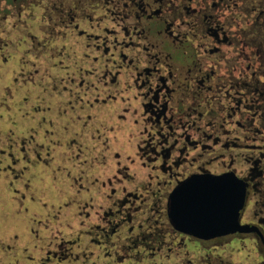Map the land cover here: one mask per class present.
<instances>
[{
  "label": "flooded vegetation",
  "instance_id": "flooded-vegetation-1",
  "mask_svg": "<svg viewBox=\"0 0 264 264\" xmlns=\"http://www.w3.org/2000/svg\"><path fill=\"white\" fill-rule=\"evenodd\" d=\"M261 46L264 0H0V264H264ZM223 176L244 231H188Z\"/></svg>",
  "mask_w": 264,
  "mask_h": 264
},
{
  "label": "water",
  "instance_id": "water-1",
  "mask_svg": "<svg viewBox=\"0 0 264 264\" xmlns=\"http://www.w3.org/2000/svg\"><path fill=\"white\" fill-rule=\"evenodd\" d=\"M192 187L180 189L172 213L194 219L193 227L185 223L188 231L208 232L213 236L244 231L238 219L245 202V185L232 176L198 179ZM190 190L191 195L182 192ZM180 195V196H179ZM184 207V209H182Z\"/></svg>",
  "mask_w": 264,
  "mask_h": 264
},
{
  "label": "snow or ice",
  "instance_id": "snow-or-ice-1",
  "mask_svg": "<svg viewBox=\"0 0 264 264\" xmlns=\"http://www.w3.org/2000/svg\"><path fill=\"white\" fill-rule=\"evenodd\" d=\"M228 23L231 24L232 21L229 20ZM258 54L264 56V46H261V47H260V49H259V51H258ZM117 158H118V157H117ZM130 163H131V161H130ZM180 187H183V185H181ZM156 211H158V209H157ZM155 219H156V221L158 222V221H160L162 218L159 217V216H157ZM155 226H160V225H159V224H156Z\"/></svg>",
  "mask_w": 264,
  "mask_h": 264
}]
</instances>
